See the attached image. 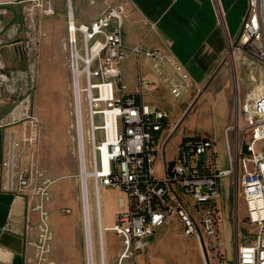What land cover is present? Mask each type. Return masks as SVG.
Returning a JSON list of instances; mask_svg holds the SVG:
<instances>
[{
	"label": "built area",
	"instance_id": "1",
	"mask_svg": "<svg viewBox=\"0 0 264 264\" xmlns=\"http://www.w3.org/2000/svg\"><path fill=\"white\" fill-rule=\"evenodd\" d=\"M247 3L239 36L233 44L255 57L260 69V87L254 96L235 101L233 119L224 130L229 163L226 169H220L215 158H206L215 148L213 138L182 142L168 160L171 114L145 97L162 86L179 98L192 88V77L169 51L125 45L127 0H118L90 23L77 22L68 8L65 46L70 55L74 87L73 127L80 163L87 264H94L89 179L94 184L101 264H106L103 233L107 230L114 231L124 245L116 264H126L131 258L137 264V255L150 247L147 238L174 220L179 221L185 236L196 238L200 245L203 241L207 250L219 252L220 257L225 255L221 200L223 181L230 177L238 203L242 195L248 222L243 232L237 221L236 264H264V0H247ZM40 9L46 15L55 14L51 0H34L28 11L31 21ZM2 31L0 25V34ZM29 45L23 47L25 56L29 55L26 50ZM131 55L139 64L132 90L123 82L121 70L122 62ZM141 59L148 61L150 72L141 71ZM0 68H5L1 61ZM82 76H85L84 88ZM0 78H6L1 71ZM250 80L258 81L253 73ZM8 127L11 128L5 132L0 185L2 191L27 202V245L34 249V255L26 257L25 264H54L48 257L54 235L46 204L51 201L52 186L60 178H52L40 165L38 144L43 126L26 104L20 115L10 121L0 118V129ZM158 161L164 172L162 176L158 175ZM101 187L119 192L120 210L110 227L103 225ZM31 213L38 214L37 223L31 219Z\"/></svg>",
	"mask_w": 264,
	"mask_h": 264
},
{
	"label": "rangeland",
	"instance_id": "2",
	"mask_svg": "<svg viewBox=\"0 0 264 264\" xmlns=\"http://www.w3.org/2000/svg\"><path fill=\"white\" fill-rule=\"evenodd\" d=\"M56 15H46L43 9L37 12L34 21L36 30L30 27L31 22L25 20V16L19 18L20 32L14 37L25 36L31 32V36L37 37L40 41L34 47L32 44L26 48L29 55L19 60L17 65H11L13 76L5 85L4 99L9 106V113L17 107L21 111L26 104L39 117L43 130L38 144V154L40 165L52 178H60L51 188V201L46 204L49 211V225L54 237L61 233L64 227L83 229V210L80 188V163L76 142V131L74 124V97L73 79L70 69V55L65 52V70L54 68L50 57L43 54V41L50 36V21L48 18L54 17V30L56 34L67 35V18L63 19L68 12L66 0L59 5L53 1ZM27 18V17H26ZM23 19V20H22ZM58 19L61 20L60 26ZM5 20V19H3ZM6 30L13 29L14 21H10ZM77 22L79 20L77 19ZM14 30V29H13ZM20 42L15 44L19 45ZM82 44L79 42V48ZM4 54V53H3ZM6 57V54H4ZM142 59L140 66L142 68ZM60 67V66H59ZM255 67V68H254ZM139 68L138 60L134 55L122 62V79L130 90L133 89ZM10 70V69H9ZM63 72V73H62ZM259 79L260 69L255 57L246 49H238L233 42L229 43L223 69L218 70L204 91L195 92L192 98L187 99L194 89L191 88L181 97H174L167 89L148 92L146 100L157 103L166 108L171 116V132L181 121L195 102V105L187 118L184 120L176 134L170 139L167 146V157L170 160L176 147L188 137H207L216 140V157L220 169L229 167L227 161L224 132L217 124L218 109L215 103L218 98L226 93L229 97L230 120L233 119L235 101L240 98L244 100L247 95L255 91L257 83H252L250 75ZM245 81V82H244ZM195 85V84H194ZM81 86L85 87V76L81 77ZM215 98V100L212 99ZM188 100V101H187ZM29 101V102H28ZM84 107V125L87 126L86 103ZM3 116V115H2ZM216 116V117H215ZM228 124V125H229ZM227 125V126H228ZM170 132V134H171ZM87 159H90V149L86 139ZM158 175L162 176L161 163L157 164ZM88 171L90 168L88 166ZM231 179L223 181V191L221 204L223 207V220L225 231V250L226 254L220 257L219 252L208 250L211 264H236L235 236L237 221L240 223L241 230L246 232L247 210L240 193V202H237L235 185L231 184ZM89 199L92 223V242L94 251V264H101L99 249V235L96 217L95 193L92 179L88 180ZM118 190L101 187L100 201L102 210V220L105 227L114 225V215L120 210L118 205ZM71 210L65 213L63 210ZM38 216V215H37ZM77 220V224L75 223ZM254 232V229H252ZM150 247L139 253L136 257L137 264H207L199 241L196 238L187 237L183 234L181 225L176 222L165 225L157 232L148 237ZM104 251L106 264H116L124 245L119 236L114 231H104L103 233ZM56 240L52 241V251L48 255L50 262L54 264H75L76 257L74 249H64L62 245L54 248ZM80 260L81 264H87L86 253ZM47 264V263H44ZM126 264H134L133 258L128 259Z\"/></svg>",
	"mask_w": 264,
	"mask_h": 264
},
{
	"label": "crops",
	"instance_id": "3",
	"mask_svg": "<svg viewBox=\"0 0 264 264\" xmlns=\"http://www.w3.org/2000/svg\"><path fill=\"white\" fill-rule=\"evenodd\" d=\"M32 1L34 0H0V25L3 28L0 34L2 41L0 61L5 67L4 69L0 68V71L6 75V78H0V118H4L5 121L19 116L21 112L19 106L9 113V106L4 99V87L14 74V70H11L10 66L17 65L19 60L26 58L23 47L27 43L36 47L35 41L40 42L36 37L32 39L31 32L25 36L14 37L17 32L18 34L20 32L19 21L21 19L19 20V18L22 14L25 16L24 21L31 22L28 11L31 9ZM53 1L57 5L61 2L62 6L65 0H51L52 3ZM117 1L66 0V3H68V8L72 9L76 20L78 19L80 23H90ZM127 2L128 12L124 18L123 27L125 45L127 47L140 45L146 49L158 48L169 51L178 58L192 77L194 92L187 98L188 100L195 95L196 91L198 94L204 91L214 74L223 69L229 43H234L237 40L248 7L247 0H127ZM38 11L36 10V12ZM7 18L15 22L13 23L15 24L14 30L5 31L9 23ZM53 18L51 16L48 18L50 36L43 41L42 50L45 56L50 57L54 68L65 70L67 35L55 33L53 25L56 22ZM65 18H67V13L66 16H63V19ZM60 22L61 20L58 19L59 26ZM33 25L36 30L35 24L31 22L30 27ZM17 42H20L19 45L15 44ZM3 53L6 54V57ZM142 60L141 71L150 72L148 61ZM137 69L135 84L139 74V68ZM256 80H258V87L260 75ZM212 99L215 100L214 97ZM229 100L226 93L222 97L220 96L217 101L215 100V108L218 109V118H215V124L223 129V132L230 120ZM10 128L0 129V163L3 157L5 132ZM206 158H215L217 161L216 144L215 148L207 153ZM1 175L0 165V184ZM37 215V213L30 214L35 223L38 221ZM27 217L26 200L2 191L0 185V264H25L26 257L34 255V249L27 245ZM174 222L180 224L177 220ZM75 223L77 224V220ZM57 236V238L54 237L56 240L54 248L59 245H62L64 249L72 248L76 257L82 261L81 258L85 252L83 229L64 227ZM80 260H76L75 264H81Z\"/></svg>",
	"mask_w": 264,
	"mask_h": 264
},
{
	"label": "water",
	"instance_id": "4",
	"mask_svg": "<svg viewBox=\"0 0 264 264\" xmlns=\"http://www.w3.org/2000/svg\"><path fill=\"white\" fill-rule=\"evenodd\" d=\"M195 105V102L193 103V105L190 107V109L187 111V113L182 117L181 121L176 125V127L173 129V131L171 132V134L168 137V141H170V139L176 134V132L178 131V129L180 128V126L182 125V123L184 122V120L187 118V116L189 115V113L191 112V110L193 109ZM201 248L203 250L204 256H205V261L207 264H211L210 262V257H209V253L208 250L204 244L203 241H201Z\"/></svg>",
	"mask_w": 264,
	"mask_h": 264
},
{
	"label": "trees",
	"instance_id": "5",
	"mask_svg": "<svg viewBox=\"0 0 264 264\" xmlns=\"http://www.w3.org/2000/svg\"><path fill=\"white\" fill-rule=\"evenodd\" d=\"M201 138H205V137H201V136L188 137V138L184 139L183 142H195V141L200 140Z\"/></svg>",
	"mask_w": 264,
	"mask_h": 264
},
{
	"label": "bare ground",
	"instance_id": "6",
	"mask_svg": "<svg viewBox=\"0 0 264 264\" xmlns=\"http://www.w3.org/2000/svg\"><path fill=\"white\" fill-rule=\"evenodd\" d=\"M255 68V67H254ZM254 74V73H253ZM260 75V74H259ZM260 86L257 87V89L255 91H253L252 94H250L251 96H254L257 93V90ZM73 97H74V87H73Z\"/></svg>",
	"mask_w": 264,
	"mask_h": 264
}]
</instances>
